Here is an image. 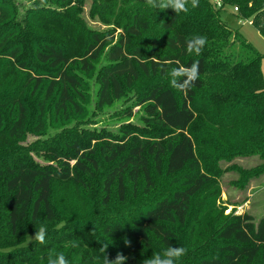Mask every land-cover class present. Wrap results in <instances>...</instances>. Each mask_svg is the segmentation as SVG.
Listing matches in <instances>:
<instances>
[{
  "label": "trees",
  "instance_id": "1",
  "mask_svg": "<svg viewBox=\"0 0 264 264\" xmlns=\"http://www.w3.org/2000/svg\"><path fill=\"white\" fill-rule=\"evenodd\" d=\"M39 1L67 6L84 0ZM95 1L93 6L104 7V19L121 33L86 29L74 12L68 18L46 8H24L22 12L15 0H0V264H47L50 252H64L69 264H105V255L112 260L117 252L128 257L125 264H142L156 245L161 248L156 253L170 245L180 246L175 228L186 225L195 198L212 182L197 156V142H215L208 140L212 125L220 133V129L223 133L230 127L237 131L252 126L260 137L251 135V149L264 151V54L221 18L222 11L232 9L243 19L251 18L264 36V0H220L221 8L212 0H199L196 8L178 15L171 9L145 12L135 7L129 11L128 5L146 4V0H105L111 5ZM56 18L63 24L61 31L50 26ZM151 29L145 51L137 40ZM196 36L206 37L207 43L199 55L189 54L185 41ZM102 58L106 62L97 69ZM10 62L20 72L30 71L27 84L15 85L14 76L10 79V68L3 65ZM193 62H199L200 72L189 90L156 82L141 98L139 105L146 104L147 121L156 127V142L114 135L99 149L86 152L76 138L70 144L73 154L53 153L61 169L36 165L20 144L29 130L45 132L48 111L56 117L68 115L70 107L82 112L76 98L81 94L83 76L97 72V106L103 108L125 96L141 76L170 78L167 73L172 68ZM130 109L128 116L133 115ZM204 131H209L208 136L199 140ZM217 132L214 137L219 149L232 136L224 138ZM168 133L178 137L171 140ZM76 155L78 160L72 166ZM101 162L109 165L102 173ZM152 168L164 169L169 177L179 176L178 186L140 208L135 218L104 220L92 228L96 236L80 233L83 227L79 231L71 226L54 229L47 233L44 244L10 250V239L19 237L26 222L55 220L58 212L53 193L58 182L89 188L100 176L101 204L107 205L115 192L119 202L126 200V174L134 187L144 176L148 192L154 185ZM94 208H86L84 213ZM213 238L209 245L213 253L197 264H264V216L256 222L249 213L235 214ZM73 242L77 247H69ZM105 244L104 253L101 247Z\"/></svg>",
  "mask_w": 264,
  "mask_h": 264
},
{
  "label": "rangeland",
  "instance_id": "2",
  "mask_svg": "<svg viewBox=\"0 0 264 264\" xmlns=\"http://www.w3.org/2000/svg\"><path fill=\"white\" fill-rule=\"evenodd\" d=\"M15 2L21 6L22 12L24 8L32 10H44L46 8L53 10L54 15L58 17L63 15L67 18L74 12L79 21L82 20L86 29L98 31L115 29L116 35L122 32L115 24H109L104 19L106 18L104 12H101L104 7L93 6L96 4L95 0H84L80 5L72 2L67 6L45 4L39 0H15ZM104 3L111 5L110 1L104 0ZM127 3L128 1L124 4ZM95 6L98 9H95ZM128 7H131L129 11L135 7H139L145 12L149 9L146 4L140 2L136 5H128ZM221 18L229 26L239 29L242 36L254 49L264 54V36L253 23H249L251 18L243 19L235 15L232 9L222 11ZM55 20L56 22L50 26L53 30L61 31L63 24L58 23L57 18ZM152 32V29L145 32L137 40V43L145 51L149 47ZM165 34L167 33L165 32ZM105 62V58H102L96 65L97 69ZM3 65L10 68V79L14 76L15 85L27 84L30 76L29 70L20 72L15 63L11 62ZM262 70L264 73V60ZM156 82L171 85L170 78L160 79L143 75L131 89L126 91L125 96L115 100L110 106L99 108L97 106L99 91L97 72L83 76V83L79 86L81 94H77L79 97L76 98L83 108L82 112H76L74 108L70 107L68 115L56 117L52 110L48 111L45 132L36 134L29 130L26 138L20 144L29 150V154L36 165L61 169L62 165L59 159L53 158V153L73 154L70 144L76 138L83 142L85 147L83 149L86 152L99 149L102 144L109 142L106 141L108 137L114 135L117 139L123 135H126L130 140L139 136L143 141L156 142L159 140L156 127L147 121L146 104L139 105L141 98L148 93ZM129 109L132 110V116L126 114ZM198 120L201 121L200 116ZM197 124L200 125V122ZM215 127L212 125L210 129L209 141L216 142L214 134L217 131ZM220 130L222 133V129ZM236 130L238 132L230 127L228 131H223L222 134L217 132L224 138L232 136L219 146V149L216 146L217 142H210L211 145L197 142V156L201 161L203 171L212 182L195 198L186 225L175 228L179 234L180 246L188 250L187 254L178 261V264H197L204 255H211L213 252H211L209 245L214 242L213 236L216 235L218 228L235 214L249 213L256 222L264 216V151L253 152L251 149L253 145H250L251 135H255L256 139L260 135L252 131V126H242ZM208 134L209 131L202 132L199 140L205 139ZM176 136L178 137L176 133L167 134L171 140ZM95 156L99 162L102 160L100 155ZM149 159L151 160V156ZM77 160L78 155L71 159L72 166ZM108 169L109 165L101 162L100 173ZM151 175L154 179V185L146 192L147 182L144 176H140L137 186L134 187L126 174V200L119 202L115 192L113 200L107 205L101 204L100 176L89 183V188L72 182H58L53 193V205L58 212L55 220L51 222L41 220L38 224L26 222L20 228L19 237L10 239V250L35 243L34 240H30V236H33L35 230L41 225L46 226L47 233L54 229L71 226L76 231L83 227L80 233L88 232L89 235L96 236L97 233L92 228L104 220L117 217L123 220L135 218L140 208L154 202L159 197L168 195L174 187L178 186L177 179L179 176L169 177L165 174L164 169L158 172L152 168ZM174 178H176V182ZM91 206H95V208L84 213V209H90ZM92 219L94 220L92 221ZM159 250L161 248L156 245L153 251L143 257L144 260L152 257Z\"/></svg>",
  "mask_w": 264,
  "mask_h": 264
},
{
  "label": "clouds",
  "instance_id": "3",
  "mask_svg": "<svg viewBox=\"0 0 264 264\" xmlns=\"http://www.w3.org/2000/svg\"><path fill=\"white\" fill-rule=\"evenodd\" d=\"M199 0H146V4L149 8L167 10L171 9L175 14L185 13L187 14L191 9L198 6ZM207 43V38L204 36H196L192 39L185 41L186 51L189 54L195 53L199 55ZM200 65L199 62H193L190 66L180 65L176 68H172L167 75L170 77V84L174 88H178L181 91H187L193 87L199 78ZM47 228L41 225L35 230L33 236H30V240H34L39 244L46 242ZM129 241L125 240L127 245ZM69 247H77L73 242ZM107 244L101 247V251L105 253ZM187 249L182 246L174 247L168 246L162 253H156L152 257L143 260L142 264H178L187 254ZM128 257L122 252H117L114 259L110 260L105 255V264H125ZM47 264H69V260L64 252H50L47 259Z\"/></svg>",
  "mask_w": 264,
  "mask_h": 264
},
{
  "label": "built area",
  "instance_id": "4",
  "mask_svg": "<svg viewBox=\"0 0 264 264\" xmlns=\"http://www.w3.org/2000/svg\"><path fill=\"white\" fill-rule=\"evenodd\" d=\"M215 4V6L217 8H221L222 7V2L220 0H212ZM234 11L235 12H238L239 11V8L238 7H234ZM249 23H252L251 21H249Z\"/></svg>",
  "mask_w": 264,
  "mask_h": 264
}]
</instances>
